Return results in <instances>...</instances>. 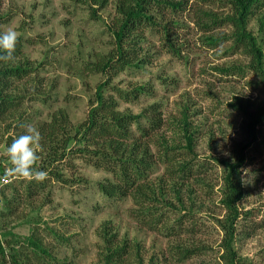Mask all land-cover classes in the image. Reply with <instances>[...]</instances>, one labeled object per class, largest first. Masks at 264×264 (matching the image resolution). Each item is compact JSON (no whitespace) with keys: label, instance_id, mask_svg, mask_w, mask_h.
Returning a JSON list of instances; mask_svg holds the SVG:
<instances>
[{"label":"rangeland","instance_id":"374dc122","mask_svg":"<svg viewBox=\"0 0 264 264\" xmlns=\"http://www.w3.org/2000/svg\"><path fill=\"white\" fill-rule=\"evenodd\" d=\"M169 1L182 4L173 7ZM120 2L0 0V30L14 28L22 46L20 53L5 63L31 70L29 76L15 80L8 89L21 98L19 106L0 115V171L12 167L7 153L12 140L32 125L40 133L35 146L39 159L34 167L46 172L43 179L36 175L24 178L26 185L36 179L32 183L39 187L32 196H27V187H21V179L15 181L19 193L8 188L4 196L0 188L4 212L9 206L5 198L15 199L12 211L0 220L3 244L10 245L25 264H109L107 254L117 247L111 243L118 244L119 240L121 246L127 239L131 255L123 264H136V254L145 263L171 264L168 247L181 242L199 246L198 252L202 251L184 264H225L220 224L229 210L222 200L225 169L216 161L229 156L234 144L246 137L244 116L232 104L240 106L235 98L240 97L250 109L264 102V82L252 66L250 44L237 39L235 3L157 0L147 4V13L156 23L140 35L142 66L133 65L110 75L99 67L108 59H117L114 28L122 17ZM245 23L246 31L264 50V0H255ZM166 25L176 51L165 39ZM107 80L106 95H114L124 112L140 113L156 104L161 126L154 134L153 161L162 146L176 145L190 129L198 160L212 164L206 180L191 178L184 182L185 187L178 183L181 197L171 189L174 207H162L168 225L178 227L179 221L190 218L196 223L193 230L169 236L166 230L150 228L146 217H138L140 209L131 196L109 198L100 191L98 182L112 175L95 167L88 156L71 154L52 165L46 163V169L40 167L41 161L51 159L43 134L47 123L63 109L73 135L96 104L97 87ZM139 85L147 88L132 100L119 97L115 90L132 91ZM141 122L146 125L149 120L143 117ZM133 129L136 131V125ZM261 132L264 134V129ZM255 145L249 146L241 169L247 193L237 205L242 213L260 209L256 218L238 223L235 247L244 264H264V227H260L264 220V148L259 152ZM165 167L162 161L154 163L149 176L153 183L167 176ZM107 227L108 235L104 234ZM31 237L48 253L36 248Z\"/></svg>","mask_w":264,"mask_h":264},{"label":"trees","instance_id":"16d2710c","mask_svg":"<svg viewBox=\"0 0 264 264\" xmlns=\"http://www.w3.org/2000/svg\"><path fill=\"white\" fill-rule=\"evenodd\" d=\"M93 1L103 5L108 0ZM120 1L119 11L122 13V17L117 24V28H114L117 59H108L99 67L110 75L114 71H120L133 65L142 66L144 60L138 55L141 47L139 44H141L142 40L140 35H144L147 28L156 23L152 16L147 13V4L157 0ZM231 1L235 3L238 13L237 18L234 19L236 24H238L237 39L250 44V50L253 55L252 66L264 82V50L257 38L246 31L245 23L255 0ZM169 3L173 7L182 4L181 1H169ZM164 34L170 48L176 51L169 25L165 26ZM138 45L139 47L137 48ZM21 47V43L17 42L11 58L20 53ZM6 60L0 59V115L5 114L11 108L19 106L21 98L11 95L8 89L15 80L31 74V70L27 66H12L5 63ZM108 85H110V81L107 80L97 87L96 104L91 107L86 120L77 127L73 135L72 131H69L71 129L67 126L68 115L66 111L60 109L57 114H54L53 120L47 123L45 127L46 133H43L49 144L48 152L51 159L45 162L41 161L42 165L40 167L46 169V163L52 165L54 162L64 160L71 154L88 156L89 162L95 167L105 169L112 175V178L98 182L100 191L109 198L123 199L131 196L139 206L138 217H146L145 220L150 228L161 231L166 230L170 233L169 236L179 234L180 230H193L196 223L190 218H183L178 222V227H176L177 225H168L164 218L166 212L162 210V207H174L170 200L172 197L171 189L176 191L178 198L181 197L179 191L181 189H178V183L185 187L184 184L186 183L184 182L191 178L206 180L212 164L198 160V156L194 151V134L192 130L187 129L185 140L180 139L172 147L167 145L159 149L156 161L164 162L167 176L153 183L149 176L156 162L153 161L152 144L157 141L154 138L155 130L161 126L159 110L156 104H152L140 113L124 112L118 108L119 103L114 95H106L105 90ZM146 88V85H139L132 91H125L119 87H115V90L119 97L132 100L144 93ZM235 99L240 103V106L236 102L232 104L244 116L243 130L246 137L234 144L232 153L229 156L218 158L216 161L218 164L223 165L225 169V194L222 200L229 210L228 216L220 224L224 230L222 247L225 249L223 257L225 264H244L235 247V241L239 233L238 223L242 219L256 218L257 211L260 209L251 208L242 213L237 207L247 193V187L240 178L241 169L247 160V150L253 142L259 152L264 148V134L261 132L264 129V102L256 109H250L240 97ZM143 117L149 120L148 124H142L141 119ZM134 125H136V131L133 129ZM73 140L77 144L73 145ZM47 156L48 154H46V159ZM37 162L38 160L35 164ZM24 178V176L19 175L12 183L3 186L2 194L5 196V190L8 188L12 189L14 194L19 193L20 191L18 186L15 185V181L21 179L23 181L21 187L24 189L27 187L25 189L27 190V196H32L39 187L38 184L32 183L34 180L36 182V179L26 185ZM168 181L174 182L168 183ZM14 200V198H5V203L9 204V206L7 205L8 211L4 212V208H2L0 220L3 215H8L12 211L11 206ZM159 203L162 204L161 207L157 205ZM1 226L2 223H0V230H2ZM158 226H161V229H158ZM262 226L264 227V220L260 222V227ZM244 228L245 226L243 225L242 232H244ZM109 233L110 228L107 227L104 234L108 235ZM30 240L36 248L48 253L37 239L31 237ZM122 241L123 244L121 246L119 245L121 243L119 240L116 241L118 244L109 241L110 246L111 244L117 246L113 252L111 250L107 254L109 264H123L125 258L131 255L130 241L127 239ZM135 245L140 248L139 242L135 243ZM198 249L199 246H188L180 242L168 247L167 258H171V264H184L188 259L198 256L202 252L201 249L198 252ZM12 250L10 245L6 246L3 244L0 234V264H25L18 256V253ZM136 257L137 259H134L136 264H151L145 263L144 258L137 254Z\"/></svg>","mask_w":264,"mask_h":264},{"label":"clouds","instance_id":"9594fccd","mask_svg":"<svg viewBox=\"0 0 264 264\" xmlns=\"http://www.w3.org/2000/svg\"><path fill=\"white\" fill-rule=\"evenodd\" d=\"M18 40L17 32L14 28L0 30V59H9L15 50ZM40 139L39 131L32 125L26 126L24 134L14 138L7 148V153L12 167L7 169V174L29 177L35 174L37 178L43 179L46 172L37 171L34 167L39 159L35 146Z\"/></svg>","mask_w":264,"mask_h":264},{"label":"built area","instance_id":"2783aa9c","mask_svg":"<svg viewBox=\"0 0 264 264\" xmlns=\"http://www.w3.org/2000/svg\"><path fill=\"white\" fill-rule=\"evenodd\" d=\"M7 169H9V168H5V169H2L0 171V188H2L5 185L12 183L15 179H17L19 177V175L7 174V172H6ZM2 208H3V198H2V195L0 193V211L2 210ZM0 234H1V230H0Z\"/></svg>","mask_w":264,"mask_h":264}]
</instances>
